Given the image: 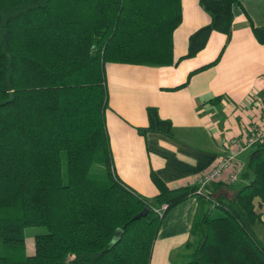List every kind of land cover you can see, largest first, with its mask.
Instances as JSON below:
<instances>
[{"label": "trees", "instance_id": "obj_1", "mask_svg": "<svg viewBox=\"0 0 264 264\" xmlns=\"http://www.w3.org/2000/svg\"><path fill=\"white\" fill-rule=\"evenodd\" d=\"M198 4L209 22L175 60L181 0H0V264H150L165 216L190 199L197 208L177 264H264L254 231L264 213V140L249 149L239 188L213 182L198 194L151 173L157 193L146 199L112 168L106 65L177 66L214 33L229 42L239 0ZM252 31L264 44V28ZM224 46L188 79L214 66ZM146 115L140 134L172 135L155 107ZM35 227L46 233L28 256L25 230Z\"/></svg>", "mask_w": 264, "mask_h": 264}, {"label": "crops", "instance_id": "obj_2", "mask_svg": "<svg viewBox=\"0 0 264 264\" xmlns=\"http://www.w3.org/2000/svg\"><path fill=\"white\" fill-rule=\"evenodd\" d=\"M239 2L242 11L234 17L226 44L223 36L214 33L205 50L177 66L106 65L105 123L112 168L122 184L143 198L157 193L151 173L171 188L196 186L203 174L231 153V141L264 114V44L252 31L264 28V0ZM181 5L182 21L173 34L175 60L186 54L189 36L209 22L198 0H181ZM223 46L214 66L188 79L191 71L215 60ZM148 107L171 122L170 137L138 132L148 126ZM248 156L249 150L238 156L244 166ZM196 208L195 199H190L165 216L150 264L178 263ZM261 219L254 229L264 232V213Z\"/></svg>", "mask_w": 264, "mask_h": 264}, {"label": "built area", "instance_id": "obj_3", "mask_svg": "<svg viewBox=\"0 0 264 264\" xmlns=\"http://www.w3.org/2000/svg\"><path fill=\"white\" fill-rule=\"evenodd\" d=\"M264 140V114L261 118L252 124L247 132L231 141V153L220 159L214 167L203 174L197 180V193H202L204 187L213 182H221L223 184H233L239 180L240 175L244 171V164L239 161L238 156L252 148L256 143ZM163 205L157 214L160 216L165 210Z\"/></svg>", "mask_w": 264, "mask_h": 264}, {"label": "rangeland", "instance_id": "obj_4", "mask_svg": "<svg viewBox=\"0 0 264 264\" xmlns=\"http://www.w3.org/2000/svg\"><path fill=\"white\" fill-rule=\"evenodd\" d=\"M179 41L180 38H178L177 41V45H176V50L179 53ZM97 168H93L94 172L96 171ZM245 183H243L242 181H237L233 184L234 188H239L240 186L244 185ZM254 231H256V235H257V239L258 241L262 244V246L264 247V232L263 230H261V228H256L254 229ZM46 233V230L44 228H39V227H35V228H27L25 230V250H26V254L28 256H32L34 254V240L36 236L39 235H44ZM2 252V248H1V244H0V255Z\"/></svg>", "mask_w": 264, "mask_h": 264}, {"label": "water", "instance_id": "obj_5", "mask_svg": "<svg viewBox=\"0 0 264 264\" xmlns=\"http://www.w3.org/2000/svg\"><path fill=\"white\" fill-rule=\"evenodd\" d=\"M145 216V213H141L139 215H137L136 217H134L133 220H138L140 217H144ZM205 235H206V230H205Z\"/></svg>", "mask_w": 264, "mask_h": 264}]
</instances>
